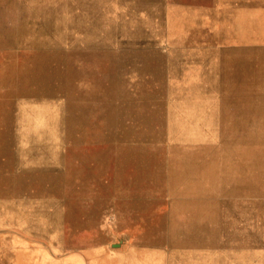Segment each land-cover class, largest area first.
I'll return each instance as SVG.
<instances>
[{"label": "rangeland", "instance_id": "374dc122", "mask_svg": "<svg viewBox=\"0 0 264 264\" xmlns=\"http://www.w3.org/2000/svg\"><path fill=\"white\" fill-rule=\"evenodd\" d=\"M0 264H264V0H0Z\"/></svg>", "mask_w": 264, "mask_h": 264}, {"label": "bare ground", "instance_id": "6f19581e", "mask_svg": "<svg viewBox=\"0 0 264 264\" xmlns=\"http://www.w3.org/2000/svg\"><path fill=\"white\" fill-rule=\"evenodd\" d=\"M39 46H40V45H39ZM65 46H66V44H65ZM65 46H64V47H65ZM113 47H115V46H113ZM78 48H79V47H78ZM83 48H84V47H83ZM94 48H95V47H94ZM73 49H74V48H73ZM86 49H87V48H86ZM90 49H91V47H90ZM107 49H108V48H107ZM133 49H134V48H133ZM155 49H156V48H155ZM87 50H88V49H87ZM91 50H92V49H91ZM91 50H90V51H87V52L85 51V52H86V53L90 52V54H91V52H92ZM121 50H122V49H121ZM152 50H153V49H152ZM152 50H151V51H152ZM113 51H114V50H113ZM125 51H126V50H125ZM146 51H147V50H146ZM151 51H150V52H151ZM116 52H117V51H116ZM109 53H110V52H109ZM119 53H120V51H119ZM127 53H128V52H127ZM139 53H141V52H139ZM148 53H149V52H148ZM148 53H145V54L147 55ZM103 54H104V53H103ZM105 54H106V53H105ZM114 54H115V53H114ZM117 54H118V53H117ZM142 54H144V53H142ZM145 54H144V55H145ZM150 54H151V53H150ZM150 54H149V55H150ZM78 55H79V53H78ZM106 55H107V54H106ZM110 55H111V54H110ZM118 55H119V54H118ZM135 55H136V54H135ZM149 55H148V56H149ZM76 56H77V55H76ZM108 56H109V55H108ZM119 56H120V55H119ZM127 56H128V54H127ZM152 56H153V54H152ZM157 56H158V55H157ZM99 57H100V56H99ZM122 57H123V56H122ZM144 57H145V56H144ZM73 58H74V57H73ZM96 58H97V57H96ZM125 58H126V57H125ZM148 58H150V57H148ZM161 58H162V57H161ZM153 59H154V58H153ZM150 60H151V59H150ZM150 60H149V61H150ZM162 60H163V59H162ZM118 61H119V60H118ZM125 61H126V60H125ZM120 62H121V61H120ZM160 62H163V63H164V60H163V61H160ZM116 63L118 64V62H116ZM150 63H151V62H150ZM154 63H156V62H154ZM111 64H112V63H111ZM148 64H149V63H148ZM148 64H147V65H148ZM152 64H153V63H152ZM113 65H114V63H113ZM113 65H112V66H113ZM122 65H123V64H122ZM160 65H161V63H160ZM145 66H146V65H145ZM163 66H164V65H163ZM118 67H120V66L117 65V68H118ZM125 67H126V66H125ZM141 67H142V66H141ZM114 69H115V68H114ZM161 69H162V66H161ZM75 70H76V69H75ZM75 70H74V71H75ZM77 70H79V68H77ZM83 70L85 71V68H84ZM83 70L81 71L82 73L84 72ZM87 70H88V69H86V71H87ZM117 70H118V69H117ZM159 70H160V67H159ZM79 71H80V70H79ZM114 71H115V70H114ZM138 71H140V70H138ZM154 71H155V70H154ZM76 72H78V71H76ZM87 72H88V71H87ZM157 72H159V71H157ZM161 72H162V71H161ZM82 73H81V74H82ZM119 73H120V72H119ZM89 74H90V73H89ZM89 74H88V75H89ZM91 74H93V73H91ZM114 74H115V73H114ZM116 74H117V73H116ZM116 74H115V75H116ZM163 74H164V73H163ZM83 75H85V74H83ZM83 75H82V76H83ZM88 75H85V76H88ZM124 75H125V73H124ZM124 75H123V76H124ZM161 75H162V74H161ZM91 76H92V75H91ZM116 76H117V75H116ZM157 76H159V75L157 74ZM162 76H163V75H162ZM162 76H161V77H162ZM78 77L81 78V75L78 76ZM113 77H114V76H113ZM131 77H132V76H131ZM133 77H135V76H133ZM163 77H164V76H163ZM90 78H91V77H90ZM141 78H142V77H141ZM156 78H158V77H156ZM86 79H89V78H86ZM86 79H85V80H86ZM115 79H116V78H115ZM126 79H127V78H126ZM80 80H82V79H80ZM89 80H90V79H89ZM89 80H88V81H89ZM103 80H104V79H103ZM116 80H117V79H116ZM163 80H164V79H163ZM163 80H162V81H163ZM99 81H100V79H99ZM108 81H109V80H108ZM119 81H120V80H119ZM165 81H166V80H165ZM114 82H115V81H114ZM123 82H125V81H123ZM137 82H138V81H137ZM149 82H150V81H149ZM101 83H102V82H101ZM118 83H119V82H118ZM127 83H128V82H127ZM131 83H133V82H131ZM156 83H157V82H156ZM163 83H164V82H163ZM84 84H85V83H84ZM123 84H124V83H123ZM150 84H151V83H150ZM95 85H98V84L95 83ZM146 85H147V83H146ZM151 85H152V84H151ZM157 85H158V84H157ZM83 86H84V85H83ZM100 86H101V85H100ZM103 86H104V85H102V87H103ZM120 86H121V85H120ZM162 86H164V85H162ZM116 87H117V86H116ZM149 88H150V87H149ZM163 88H164V87H163ZM113 89H114V88H113ZM140 89H141V88H140ZM155 90H156V89H155ZM161 90H162V89H161ZM129 91L131 92V90H129ZM158 91H159V90H158ZM108 92H109V91H108ZM121 92H122V90H121ZM148 92H149V91H148ZM156 92H157V90H156ZM119 93H120V92H119ZM146 93H147V92H146ZM151 93H152V92H151ZM158 93H159V92H158ZM124 94H126V93H124ZM139 94H141V93H139ZM103 95H104V94H103ZM132 95H133V94H132ZM156 95H157V94H156ZM104 96H105V95H104ZM127 96L130 97L129 94H128ZM88 97H89V96H88ZM90 97H91V96H90ZM96 97H97V96H96ZM125 97H126V96H125ZM157 97H158V95H157ZM101 98H102V97H101ZM139 98H140V97H139ZM144 98H145V97H144ZM155 98H156V97H155ZM162 98H163V97H162ZM51 99H52V98H51ZM92 99H93V98H92ZM128 99H129V98H128ZM156 99H157V100H155V101H158V100H159L158 98H156ZM147 100H148V99H147ZM150 100H151V99H150ZM58 101H59V99H58ZM61 101H62V100H61ZM132 101H133V99H132ZM134 101H135V99H134ZM134 101H133V102H134ZM145 101H146V100H145ZM160 101H161V99H160ZM162 101H163V100H162ZM40 102H41V101H40ZM52 102H53V101H52ZM56 102H57V101H56ZM56 102H55V104H56ZM88 102H89V100H88ZM103 102H104V101H103ZM112 102H113V101H112ZM115 102H116V101H115ZM123 102H124V101H123ZM142 102H143V101H142ZM147 102H148V101H147ZM151 102H152V101H151ZM82 103H84V102L82 101ZM96 103H97V102H96ZM105 103H106V102H105ZM117 103H118V102H117ZM158 103H159V101H158ZM61 104H62V103H61ZM111 104H112V103H111ZM111 104H110V107L112 106ZM144 104H145V103H143V108H144ZM104 105H105V104H104ZM106 105H107V104H106ZM121 105H122V103H121ZM147 105H148V103H147ZM157 105H159V104H157ZM163 105H164V104H163ZM118 106H119V105H118ZM159 107L162 108L163 106L161 105V106H159ZM103 108H104V107H103ZM143 108H142V109H143ZM18 109H19V108H18ZM78 109H79V108H78ZM20 110H21V109H20ZM86 110H87V109H86ZM150 111H151V110H150ZM155 111H157V109H156ZM91 113L93 114V112H91ZM94 113H95V112H94ZM99 113H100V111H99ZM153 113H154V112H153ZM153 113H151V114H153ZM53 114H54V113H53ZM28 115H29V114H28ZM98 115H99V114H98ZM20 116H21V115H20ZM93 116H94V115H93ZM29 117H30V115H29ZM44 117H45V114H44ZM30 118H31V117H30ZM50 118H51V117H50ZM53 118H55V117H53ZM90 118H91V117H90ZM14 119H15V118H14ZM35 119H36V118H35ZM39 119H41V118H39ZM51 119H52V118H51ZM93 119H94V118H93ZM148 119H149V118H148ZM162 119H163V116H162ZM28 120H29V119H28ZM131 120H132V119H131ZM153 120H154V119H153ZM18 121H19V120H18ZM34 121H36V120H34ZM160 121H161V119H160ZM39 122H42V121L40 120ZM49 122H50V121H49ZM30 123H31V122H30ZM43 123H44V122H43ZM23 124H24V123H23ZM45 124H47V123H45ZM129 124H130V123H129ZM35 125H36V124H35ZM40 125H41V124H40ZM43 125H44V124H43ZM43 125H42V126H43ZM74 125H75V124H74ZM28 126H29V125H28ZM44 126H45V125H44ZM44 126H43V128H45ZM80 126H81V125H80ZM132 126H133V125H132ZM82 127H83V126H82ZM87 127H88V126H87ZM38 128H39V127H38ZM182 128H183V127H182ZM53 129H54V128H53ZM82 129H83V128H82ZM82 129H81V130H82ZM86 129H89V128H86ZM93 129H94V128H93ZM17 130H18V129H17ZM47 130H48V128H47ZM63 130H64V129H63ZM89 130H90V129H89ZM56 131H57V130H56ZM92 131H93V130H92ZM25 132H27V131H25ZM19 133H21V132H19ZM54 133H55V132H54ZM165 133H166V132H165ZM35 134H36V133H35ZM48 134H49V133H48ZM50 134H51V133H50ZM87 134H88V133H87ZM148 135H150V133H149ZM151 135H152V134H151ZM163 135H164V134H163ZM166 135H168V133H167ZM80 136H81V135H80ZM155 136H156V135H155ZM155 136H154V137H155ZM37 137H38V136H37ZM55 137H56V135H55ZM138 137H139V135H138ZM79 138H80V137H79ZM84 138H86V137H84ZM158 138H159V137H158ZM48 139H49V138H48ZM54 139H55V138H54ZM56 139H57V138H56ZM17 140H18V139H17ZM52 140H53V139H52ZM143 140H144V139H143ZM143 140H142V141H143ZM88 141H89V140H88ZM88 141H87V142H88ZM92 142H93V141H92ZM47 146H48V145H47ZM61 147H62V146H61ZM110 147H111V146H110ZM55 148H56V147H54V149H55ZM56 149H57V148H56ZM111 149H112V148H111ZM46 151H47V150H46ZM52 151H53V150H52ZM48 152H49V151H48ZM56 152H57V151H56ZM63 152H64V151H63ZM52 157H53V155H52ZM54 157H55V156H54ZM168 157H169V155H168ZM55 158H56V157H55ZM169 158H170V157H169ZM51 159H52V158H51ZM166 159H167V158H166ZM39 160H40V159H39ZM54 160H55V159H54ZM169 162H170V161H169ZM168 164H169V163H168ZM45 173H49V172H45ZM42 174H43V173H42ZM54 174H55V172H54ZM60 174H61V172H59V176H60ZM38 175H39V174H38ZM40 175H41V174H40ZM44 175H45V174H44ZM46 175H48V176H52L53 173H52L51 175H49V174H46ZM57 175H58V174H57ZM36 176H37V175H36ZM53 176H54V175H53ZM41 177H43V176L41 175ZM41 177H40V178H41ZM54 177H55V176H54Z\"/></svg>", "mask_w": 264, "mask_h": 264}]
</instances>
